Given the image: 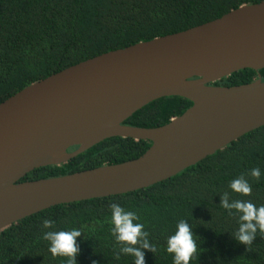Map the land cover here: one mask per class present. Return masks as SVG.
<instances>
[{
	"label": "trees",
	"instance_id": "trees-1",
	"mask_svg": "<svg viewBox=\"0 0 264 264\" xmlns=\"http://www.w3.org/2000/svg\"><path fill=\"white\" fill-rule=\"evenodd\" d=\"M264 0H0V103L31 84L96 56L203 25L243 5ZM264 69H245L215 86L254 82ZM191 102L181 97L155 100L124 125L157 128L182 115ZM147 141L113 137L60 166L28 173L20 182L53 178L120 164L143 155ZM77 147L70 148L71 152ZM259 168V180L251 170ZM243 175L251 193H233L229 182ZM264 205V126L253 130L179 174L134 192L58 205L28 216L0 233V264H65L53 256L47 231L79 229L77 264H135L134 253L121 251L110 233V205L135 211L149 235L138 237L144 264H173L166 238L186 219L197 245L189 264H264V234L257 228L250 246L236 233L248 223L241 210L227 213L222 200ZM54 223L43 228L42 221ZM133 225L138 223L132 221ZM251 223L256 224L253 220ZM118 235V233H117ZM147 240L150 247L141 245ZM156 244L157 251L151 250ZM119 257V258H117Z\"/></svg>",
	"mask_w": 264,
	"mask_h": 264
},
{
	"label": "water",
	"instance_id": "water-1",
	"mask_svg": "<svg viewBox=\"0 0 264 264\" xmlns=\"http://www.w3.org/2000/svg\"><path fill=\"white\" fill-rule=\"evenodd\" d=\"M245 69H264V2L96 56L1 102L0 233L54 206L167 180L264 126L260 75L246 85H213ZM164 97L192 105L157 128L124 125ZM113 137L144 140L150 147L120 164L20 182L35 169L65 164Z\"/></svg>",
	"mask_w": 264,
	"mask_h": 264
},
{
	"label": "clouds",
	"instance_id": "clouds-1",
	"mask_svg": "<svg viewBox=\"0 0 264 264\" xmlns=\"http://www.w3.org/2000/svg\"><path fill=\"white\" fill-rule=\"evenodd\" d=\"M251 176L259 180L261 170L253 168ZM229 189L233 193L248 195L251 193V185L244 179L243 175L232 179L229 182ZM221 207L229 214L230 209L241 210L243 215L241 219L248 223L239 226L236 233L237 239L250 246L255 239L257 228L261 234H264V205L257 206L251 201L236 199V202L229 204L227 198L222 200ZM110 233L114 236L118 244H123L121 251L124 253H134L135 264H144L143 254L138 248L128 245L137 244L138 237H146L149 232L146 230L144 223L139 222L140 217L135 211L124 212L116 203L110 205ZM137 220L138 223L133 225L132 221ZM255 220L256 224L251 223ZM54 222L51 219L42 221L43 228H49ZM174 234L166 238V251L172 254L173 264H189L194 259L197 252V245L194 241L193 234L190 231L186 219H179L176 223ZM118 233V235H117ZM81 235V231L76 228L71 230L47 231L43 233V239L49 242V251L53 256L65 257V264H77L76 255L79 251L76 244V238ZM143 248H149L147 240H144ZM157 245H151L153 252L157 251ZM119 258V257H117Z\"/></svg>",
	"mask_w": 264,
	"mask_h": 264
}]
</instances>
